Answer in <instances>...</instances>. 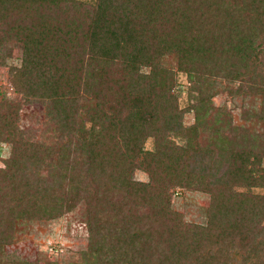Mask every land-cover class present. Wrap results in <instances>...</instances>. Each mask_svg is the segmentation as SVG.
<instances>
[{
	"label": "trees",
	"instance_id": "obj_1",
	"mask_svg": "<svg viewBox=\"0 0 264 264\" xmlns=\"http://www.w3.org/2000/svg\"><path fill=\"white\" fill-rule=\"evenodd\" d=\"M4 67L57 141L27 138L23 103L0 88V264H36L6 247L83 201L88 264H264V0H0ZM227 90L252 125L211 115ZM178 189L211 196L205 223L173 208Z\"/></svg>",
	"mask_w": 264,
	"mask_h": 264
},
{
	"label": "rangeland",
	"instance_id": "obj_2",
	"mask_svg": "<svg viewBox=\"0 0 264 264\" xmlns=\"http://www.w3.org/2000/svg\"><path fill=\"white\" fill-rule=\"evenodd\" d=\"M82 1L88 3L94 2V0ZM9 54L11 56V64H18V60L22 57V51L17 47H12L9 49ZM8 73L9 69L7 67L0 68L1 92L3 91L9 97H12V99H18L23 103L20 109L21 120L19 126L24 130L26 137L48 145L56 142V125L48 116L45 105L42 101L25 103V100L14 91L12 80ZM177 80L179 105L180 108L185 109L195 103L196 100L191 97V82L187 75L178 73ZM192 94L197 96L198 93ZM212 100L211 115L212 113L217 114L220 108H226L235 126L252 125L251 120L244 118L243 108L241 107L244 103L248 104V100H245L241 94L233 95L227 90L224 93L215 95ZM207 118L204 119L207 120ZM184 121L186 125L193 124L195 122V114L193 112L186 113ZM258 128L259 125L255 127L256 130ZM226 132L225 134H228ZM175 140L183 144V140ZM152 146L153 142L149 140L146 143V148L150 149ZM8 156L9 147L7 145H0V167L4 166L3 160ZM41 172L46 174L47 170L44 168ZM134 177L139 181L148 180L147 174L140 170L135 171ZM258 191L261 192V189ZM210 203L211 196L209 194L200 191L178 189L173 197L172 206L177 212L182 214L184 221L205 223L207 219L206 212ZM86 213L87 205L83 201L75 210L58 219L26 224L17 233L14 243L6 247L7 255L17 254L22 258L35 261L36 264H49V262H54L55 264H88L86 252L89 250L90 240L86 224Z\"/></svg>",
	"mask_w": 264,
	"mask_h": 264
}]
</instances>
